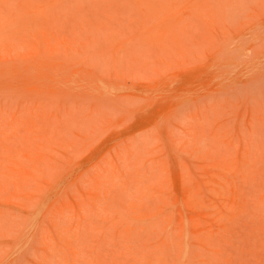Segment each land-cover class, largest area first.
<instances>
[{"label": "rangeland", "instance_id": "obj_1", "mask_svg": "<svg viewBox=\"0 0 264 264\" xmlns=\"http://www.w3.org/2000/svg\"><path fill=\"white\" fill-rule=\"evenodd\" d=\"M0 264H264V0H0Z\"/></svg>", "mask_w": 264, "mask_h": 264}]
</instances>
